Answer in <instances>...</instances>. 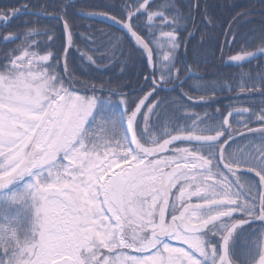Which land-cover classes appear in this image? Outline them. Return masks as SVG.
<instances>
[{
	"label": "snow or ice",
	"instance_id": "6c2138e0",
	"mask_svg": "<svg viewBox=\"0 0 264 264\" xmlns=\"http://www.w3.org/2000/svg\"><path fill=\"white\" fill-rule=\"evenodd\" d=\"M48 7L0 13V25L28 13L53 22L0 36V264H235L231 249L253 224L264 264V64L234 85L173 94L197 16L201 42L243 69L264 60V12L224 23L202 0H105L83 14L109 27L89 25L93 54L76 51L124 78L94 82L73 75L66 5Z\"/></svg>",
	"mask_w": 264,
	"mask_h": 264
},
{
	"label": "trees",
	"instance_id": "16d2710c",
	"mask_svg": "<svg viewBox=\"0 0 264 264\" xmlns=\"http://www.w3.org/2000/svg\"><path fill=\"white\" fill-rule=\"evenodd\" d=\"M160 2V0H157ZM178 5H183L187 0H175ZM105 0H76L72 2L71 0H0V13L5 11H10L12 8H20L22 5H26L32 11H37L36 8H33L34 5H48L49 12H54L55 8L53 5H66L67 17L69 22L73 25V38L76 47L70 49L71 53V67L73 70V75L78 81H84L91 79L94 82L107 79H123L124 74L120 73L119 67L113 65L111 67L97 70L95 67H89V64L86 60H82L80 52H87L88 54H93L90 51V45L81 37V33L89 34L90 29L89 25L92 26L91 31H94L97 27L108 28L109 25L104 24L99 21L87 19L81 17L79 12H99L104 10L103 4ZM202 3H206L211 6V10L215 14L222 18V21L226 23L229 19V14H235L236 11H242L245 8H254L255 15L251 18L257 22L260 20L261 12H264V0H202ZM25 21H38L40 26H51L52 21L47 18H42L33 15H22L14 19L11 25H0V36L4 35H15L25 31L23 27ZM197 28L193 30L191 27L189 31H194V34L189 39V48L185 53L183 49L179 54L182 64L178 65L181 68V78H183L188 72L185 71L187 67H190L192 70L204 75L202 78H191L183 86L176 90L175 95H178L180 91L187 92L193 97L204 94L203 86L211 85L217 81H223L227 84L234 85L239 78L238 74L241 71H251L256 73L258 68L264 64V60H253L249 64H245L243 69L235 66L232 63L226 62L227 58H221L220 53L215 51L216 45L215 42L211 43H202L201 42V32L205 31L204 24L201 22L199 16L196 17ZM62 25L59 23L56 24V29L59 32ZM249 25H245V31H247ZM251 27H258L252 25ZM114 30V29H112ZM157 38L160 40L161 48L165 45V40L159 36V31H157ZM37 39H42V37H37ZM24 40V37H21V40L16 41L15 44L8 45L9 49L19 47ZM221 44H223V39L221 38ZM5 45L0 43V59H3ZM76 48L80 49V52L76 51ZM250 50L255 51V48ZM227 51V50H226ZM215 53V54H214ZM79 83L76 84V87H79ZM217 89H219V83H216ZM164 95L169 93L165 92ZM220 104L226 105L229 103L231 97L225 93L220 96ZM258 101V97L254 98L253 101L244 100V106H249L250 103H255ZM240 104V103H239ZM237 104L238 107H241ZM219 107L220 105H215ZM193 110L197 113H203L205 110L212 111L213 106L204 105V104H193ZM223 111V109H222ZM256 225L246 226L245 230L247 231L245 237L249 235L252 231H256ZM244 230V231H245ZM257 232L252 234L253 237L249 238L255 239ZM243 243V240L234 243L231 249V255L235 264H254V257L248 255L251 254L253 248H246L241 251L239 248L240 244ZM245 244V243H244ZM249 246V245H248ZM258 246V245H257ZM255 248V247H254ZM247 252V254H245ZM255 255V254H253Z\"/></svg>",
	"mask_w": 264,
	"mask_h": 264
},
{
	"label": "rangeland",
	"instance_id": "374dc122",
	"mask_svg": "<svg viewBox=\"0 0 264 264\" xmlns=\"http://www.w3.org/2000/svg\"><path fill=\"white\" fill-rule=\"evenodd\" d=\"M21 183H23V182H21ZM9 214L11 215V214H14V213H9ZM4 223H5V221H4L3 217L0 216V224H4ZM254 233H255L254 231H252L251 233H249V235L245 237L247 239V243L244 244V242H243L242 244L239 245L240 246L239 248H241L240 249L241 251H243L245 249V247L246 248L247 247L248 248H253L251 254L248 255V256L254 257V259L256 261L257 257L261 254V247L259 245L257 246V244H255L253 242L255 239H251V240L249 239V238L253 237L252 234H254ZM245 254H247V252ZM253 254H255V255H253Z\"/></svg>",
	"mask_w": 264,
	"mask_h": 264
},
{
	"label": "water",
	"instance_id": "95a60500",
	"mask_svg": "<svg viewBox=\"0 0 264 264\" xmlns=\"http://www.w3.org/2000/svg\"><path fill=\"white\" fill-rule=\"evenodd\" d=\"M71 1L75 2L76 0H71ZM83 13H93V12H79V15H80L81 17H84V18H87V19H91V20H95V21H99V22H102V23L107 24V25L110 24V22H104V21H101L98 17H97L96 19H93V18H91L89 15H84ZM24 15H32V14H31V13H28V14H24ZM21 16H22V15H21ZM33 16H35V15H33ZM38 17L46 18V17H44V16H38ZM192 77L201 78L202 75L192 70L190 73H188V74L183 78L184 83H185L189 78H192ZM184 83H183V84H184ZM181 86H182V85H181ZM181 86H180V87H181ZM177 89H178V88H177ZM258 260H259V258H258ZM258 260H257V262H256L255 264H258Z\"/></svg>",
	"mask_w": 264,
	"mask_h": 264
},
{
	"label": "flooded vegetation",
	"instance_id": "af4514ba",
	"mask_svg": "<svg viewBox=\"0 0 264 264\" xmlns=\"http://www.w3.org/2000/svg\"><path fill=\"white\" fill-rule=\"evenodd\" d=\"M241 107H243L244 106V103L242 102V103H240L239 104ZM193 199H195V198H193ZM255 224H253V226H254ZM252 226V225H251ZM246 227V226H245ZM257 227V226H256ZM246 230L244 231V233H243V237H245V234H246ZM256 232V231H255ZM260 256V255H259ZM259 256H258V258H259ZM258 260V259H257Z\"/></svg>",
	"mask_w": 264,
	"mask_h": 264
}]
</instances>
